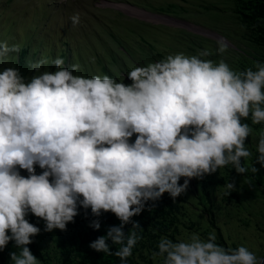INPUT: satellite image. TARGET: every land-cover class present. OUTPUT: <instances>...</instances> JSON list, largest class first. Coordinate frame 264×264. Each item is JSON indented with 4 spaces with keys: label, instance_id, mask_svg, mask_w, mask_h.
I'll use <instances>...</instances> for the list:
<instances>
[{
    "label": "clouds",
    "instance_id": "9594fccd",
    "mask_svg": "<svg viewBox=\"0 0 264 264\" xmlns=\"http://www.w3.org/2000/svg\"><path fill=\"white\" fill-rule=\"evenodd\" d=\"M80 16L71 14L73 24ZM218 45L219 52L227 47ZM20 48L0 40V62ZM210 55L206 48L168 53L120 78L80 74V65L66 66L63 56L29 59L30 75L15 65L0 68V250L13 242L10 264H41L29 245L42 228L30 214L42 218L44 231L66 230L81 208L85 216L90 208L95 229L104 212L115 213L119 223L90 247L130 264L142 238L133 217L152 207L149 201L166 191L175 199L191 178L228 164L238 173H256L254 161L264 166V130L254 161L242 159L253 155L246 143L253 129L242 118L264 122V61L237 71ZM223 187L229 193L236 183L228 179ZM152 256L163 264H264V255L245 244L218 243L214 230L207 237L162 235Z\"/></svg>",
    "mask_w": 264,
    "mask_h": 264
},
{
    "label": "rangeland",
    "instance_id": "374dc122",
    "mask_svg": "<svg viewBox=\"0 0 264 264\" xmlns=\"http://www.w3.org/2000/svg\"><path fill=\"white\" fill-rule=\"evenodd\" d=\"M118 6L172 18L196 28L213 31L228 42L219 52L218 40L202 37L185 28L170 26L134 16ZM81 13L80 22L73 24L70 16ZM0 40L19 43V52L9 54L0 68L15 65L30 75L27 61L56 56L65 58V65L78 63L75 70L83 75L108 73L120 78L133 65L159 60L168 53L183 51L195 54L209 49L205 57L225 59L237 71L255 68L256 61H264V0H0ZM44 68H54L47 63ZM248 120L253 131L246 143L253 155L242 158L251 164L257 155L256 145L264 122ZM259 169L253 173H238L231 164L203 179L191 178L186 192L173 199L168 192L146 207L133 219L138 220L142 236L127 257L130 264H163V257H153L158 251L162 235L173 239L198 231L203 237L215 231L217 242L229 248L245 244L257 255H264V166L254 161ZM37 166V171H40ZM24 174L26 170H21ZM233 179L236 188L229 193L223 183ZM181 177L180 183H183ZM84 209L68 222L67 229L44 231L42 218L34 217L42 228L35 245L41 253V264H119L114 252L104 253L90 247V241L105 234L109 225L119 223L111 211L100 217L101 227L90 226V208ZM131 223L125 225L128 231ZM111 243V241H109ZM119 245H112L113 250ZM9 242L0 250V264H10Z\"/></svg>",
    "mask_w": 264,
    "mask_h": 264
},
{
    "label": "bare ground",
    "instance_id": "6f19581e",
    "mask_svg": "<svg viewBox=\"0 0 264 264\" xmlns=\"http://www.w3.org/2000/svg\"><path fill=\"white\" fill-rule=\"evenodd\" d=\"M118 8L121 10L127 11L134 16H138V17H141V18H144L147 20H152L154 22H159L162 24L170 25V26L185 25L186 29H188L191 32L197 33V34L201 35L202 37H206V38L208 37V38H212V39H215L218 41L223 40L225 43L228 42L225 38H223L222 36H220L219 34L213 32V31H209V30H206L203 28H196V27L191 26L189 24L181 23V22L174 20L172 18H161V17L151 15V14H148L145 12H141L139 10L133 9L131 7H126V6H118Z\"/></svg>",
    "mask_w": 264,
    "mask_h": 264
},
{
    "label": "trees",
    "instance_id": "16d2710c",
    "mask_svg": "<svg viewBox=\"0 0 264 264\" xmlns=\"http://www.w3.org/2000/svg\"><path fill=\"white\" fill-rule=\"evenodd\" d=\"M29 219L31 222L37 223L32 215H29ZM37 235L34 237L33 242L29 245V247L32 250V252L38 257L39 260H43L41 253L39 252L38 248L35 245Z\"/></svg>",
    "mask_w": 264,
    "mask_h": 264
}]
</instances>
